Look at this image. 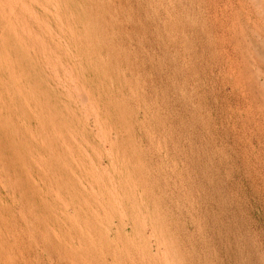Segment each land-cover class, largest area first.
<instances>
[{"label":"rangeland","instance_id":"rangeland-1","mask_svg":"<svg viewBox=\"0 0 264 264\" xmlns=\"http://www.w3.org/2000/svg\"><path fill=\"white\" fill-rule=\"evenodd\" d=\"M263 6L0 0V264H264Z\"/></svg>","mask_w":264,"mask_h":264},{"label":"bare ground","instance_id":"bare-ground-1","mask_svg":"<svg viewBox=\"0 0 264 264\" xmlns=\"http://www.w3.org/2000/svg\"><path fill=\"white\" fill-rule=\"evenodd\" d=\"M258 1H259V0H258ZM257 4H259V3H257ZM254 7H255V6H254ZM263 7H264V6H263ZM263 7H262V8H263ZM262 8H261V9H262ZM258 11H259V10H258ZM263 17H264V16H263ZM247 37H248V36H247ZM253 48H254V47H253ZM262 52H263V51H262ZM263 54H264V53H263ZM259 55H260V54H258V56H259ZM260 56H261V55H260ZM261 58H262V57H261ZM262 59H263V58H262ZM257 77H258V76H257ZM73 80H74V79H73ZM263 82H264V81H263ZM261 84H262V83H261ZM83 102H84V101H83ZM175 261H176V260H175Z\"/></svg>","mask_w":264,"mask_h":264}]
</instances>
